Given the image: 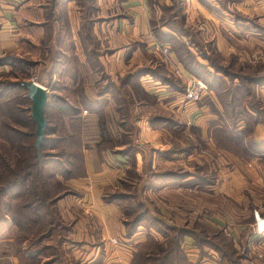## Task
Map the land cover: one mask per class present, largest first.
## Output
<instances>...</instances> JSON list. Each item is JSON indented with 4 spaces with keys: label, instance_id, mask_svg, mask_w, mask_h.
Returning <instances> with one entry per match:
<instances>
[{
    "label": "crops",
    "instance_id": "1",
    "mask_svg": "<svg viewBox=\"0 0 264 264\" xmlns=\"http://www.w3.org/2000/svg\"><path fill=\"white\" fill-rule=\"evenodd\" d=\"M49 1L0 0V57L14 52L27 54V61L33 60L34 68L41 72L38 80L47 90L64 83L67 92L90 96L93 101L103 100L106 112L121 109L112 88L105 89L107 82L121 87L128 85L127 79L136 75L143 91L153 99V103L141 100L139 105H145L143 107H148V110L164 107L185 114L183 106L187 104H182L185 102L183 90L173 81L177 76L166 62L164 47L169 48L168 56L178 64L182 78L198 77L200 72L214 73L211 79L216 82V88L209 84V90L216 96V106L220 110L224 109L223 101L217 95L243 86L235 67L224 62L226 58L230 56L229 61L236 64V57L247 59L248 67L254 68L257 64L263 70H259L260 74L255 72L250 78H255L256 74L264 77V57L262 61H253V56H249L248 52L243 54L237 48L240 44L253 43L255 46L256 42L264 46V13H258V21L262 25H258L259 29L251 22L241 23L234 14L236 9L241 8L234 1L224 6L221 0H185V10L181 13L183 20L179 22L178 15L171 22L163 19L165 6L170 8L171 13L175 12V0H167V3L164 0H55L52 5ZM241 24L247 26V32L240 30ZM214 52L215 56L212 55ZM189 53L192 54L190 58ZM214 57L219 68L213 67ZM244 70L241 68V72ZM260 89L258 95L264 98V89ZM210 107H202L206 116L197 120L202 122V126L215 122L218 117ZM152 118H147L148 123ZM147 121H136L141 129L138 137L146 142L158 143L161 130L146 124ZM85 156V174L72 181L77 193L60 202V206L67 205L70 210L69 217H75L79 210L84 217H76V222H79L68 232V238L72 240L71 251L75 259H79L81 247L92 256L101 250L105 264H133L134 254L150 236L160 242L167 236L154 226H143L134 235H127L119 205L106 200L104 195L105 191L118 186L117 174L128 168L126 160L113 164L111 160H118L119 155L106 161L108 157H101L97 149H86ZM248 171L249 174H257L255 169ZM231 175L233 177L223 184L222 191L236 195L245 188L247 181L238 170ZM249 177L252 183L260 184L252 176ZM158 194L169 198L164 213L169 222L161 216L159 221L169 224L171 230L177 224L189 231L185 233L180 247L187 257L184 264H249V259L239 256L240 248L245 244L251 247L249 255L254 258L251 264H264V232L259 233L254 227L253 217L248 211L242 213V218L234 214H220L219 221L214 219L219 224L218 240L222 236L230 242L226 245L220 241L211 244L210 237H204L198 229L190 226L192 219L205 220L203 216L197 217L192 213L193 202L200 204L204 201L203 207H207V200L202 198L205 196L199 197L201 200L198 201L193 199L191 189L183 184L164 186ZM171 196L178 200L171 199ZM209 224L212 225V222ZM79 225L81 230H75ZM77 238L78 241H75ZM112 238H117L119 244H113L110 241ZM6 240L1 233L0 242ZM171 246L172 243L168 247ZM6 255L0 254V258ZM17 263L14 259L13 264Z\"/></svg>",
    "mask_w": 264,
    "mask_h": 264
},
{
    "label": "rangeland",
    "instance_id": "2",
    "mask_svg": "<svg viewBox=\"0 0 264 264\" xmlns=\"http://www.w3.org/2000/svg\"><path fill=\"white\" fill-rule=\"evenodd\" d=\"M222 1L226 5H229L230 1L237 3L236 6L241 9L237 10L235 8L236 12L234 14L241 23L248 21L256 24L258 29L259 26L262 27L258 21V16L264 13V0ZM164 2L167 3V0H164ZM48 3L52 5L54 2L50 0ZM175 4V10L180 17L177 20L179 22L183 20L181 13L185 10V0H175ZM168 14L170 16V11H168ZM168 14H164L166 19H169ZM240 27L242 32H247V26L241 24ZM249 30L252 31L251 29ZM256 44L255 46H253V43L252 45L240 44L237 48L241 53L245 54V52H248L249 56H253V61H262L264 46L262 43L256 42ZM163 53L167 64L177 76L173 81L183 90L185 102L182 104H187L183 106L185 114L181 111L177 112L164 107L148 110V107H143L145 105H139V100L153 103V99L143 91L139 77L134 75L132 79H127L128 85L116 87L118 89L116 98L124 99L125 97L127 100L126 104L124 103L125 108L122 111L115 110L113 116L112 114L110 116V119L113 117L111 121L108 115L98 114L101 117L103 116L107 122L104 133H101V127L86 125L88 117L90 119L94 118L93 112L85 110L78 113L77 110L59 109L63 106V99L57 101L62 105L57 104L48 107L46 109V117L51 124L50 128H54L55 132L50 134L49 142L46 141L44 146L42 145L41 155L35 149L36 124L31 116L30 106L32 102L28 97V90L18 84L23 80L39 82L38 79L41 77V72L34 68L33 60L27 61V54L25 53H6L0 57L2 59L5 56H12V59H14L13 64H2L0 62V87L4 86L0 92H8L0 100V102L3 101L0 103V145L2 144L1 137L5 135L3 132L6 131L4 127L6 122L12 123L21 132V135L15 139L17 141L16 147L13 148L8 143L5 144V147L1 148L0 146L1 151H5L6 154V156L3 155L4 158L0 157V170H4L2 166L7 160L13 170H22L26 165L27 157L29 158L30 150H28V147L32 143L37 156L33 162L34 165H38V168L35 167L33 169L34 176L29 179L26 185L27 188L25 190L27 191L24 190V187L19 190L21 191L18 193L19 196H17L16 191V193L12 192L13 194L8 193L3 197H1L2 195L0 196V206L3 205V210H5V216L2 218L4 225H0V232L8 239L3 243V246L9 248V254L4 256V258H0V264H13L14 259L18 262L17 264H105L101 250L92 256L91 253H87L81 247L79 259H75L70 247L72 243H69V245L63 243L62 245L61 240L62 231H64L63 234L67 233L66 229L70 231L79 222H76V217L84 218L80 210L75 217H69L68 211L70 210L67 209V205L60 206V202L63 199L74 197L77 193L73 188L72 181L75 178H79L80 175H84L85 170H87L86 149H89V151L97 149L101 157H108L106 161L119 155L120 159L118 158V160L110 159L113 164H121L126 160L128 168L121 170L117 174L118 186L105 191L104 194L105 197L114 193L125 194L121 205L117 203L125 219L127 217L124 215L126 212L124 208L130 206L134 210L130 216L128 215L130 220H133L136 215L145 212L151 215L150 220L152 221L154 220L153 216L157 218L161 216L167 222L168 219L164 213L167 211L169 198L167 199L166 196L158 194V191L164 186L183 184L186 188L191 189L193 199L198 201L201 200L199 197L205 196L202 198H205L208 202L206 203L207 207H203L205 206L202 204L204 201L200 204L192 203V213L197 215V217L203 216L205 218L203 221H199L197 218L192 219L193 222L190 226L194 229H198V231L200 229L207 230L206 234L216 241L215 234L219 231V224L214 219L219 221L220 214L224 216L234 214L242 218V213L246 214L248 211L249 216L253 217L254 222L252 223L254 227L258 230L257 218L258 216L264 217V155H262L264 152L257 155H253V153L255 142H264V113L257 114L254 112V115L252 112L249 114L248 112H242L241 114L238 112L236 118L243 119L241 121L243 127H239L242 129L238 134L230 130L227 133L225 129H221L216 123L214 125L206 123L205 126H202V122L197 121L201 117L206 116L202 107L214 104L213 107H210L214 112L215 104L217 105L216 96L211 93L203 79L198 77L182 78L181 73L178 72V64L171 61L168 56L169 52ZM212 55L215 56V52ZM240 56L242 57V55ZM230 58L229 56L224 62L230 63L232 67H235L237 74L241 77V82L245 86L252 87L251 89L253 90V84L250 83L249 78L255 72L260 74L259 70L263 72L262 68L257 67V64L254 68L248 67L247 59L236 57L238 59V64H236V62L229 61ZM214 60H216V57H214ZM227 64L225 65L227 66ZM241 68H245L244 72H241ZM193 78L204 82L208 88L201 95V99L196 101L186 100L185 98L187 86L194 80ZM263 86L264 84H257L254 89L256 96L254 104L262 108H264V98L261 94L258 95V92L261 87L264 89ZM238 95L246 104L252 105V98L244 96L241 92H238ZM217 97L221 101L227 99L226 96H221L220 94ZM246 104H244L245 107H247ZM11 105H17V107L20 105V114L15 110V117L20 118L17 122L8 118L9 112L7 108L11 107ZM139 106L143 108L138 109ZM21 107L25 112L22 111ZM250 114H252L251 117H249ZM150 117H153V120L148 123L147 118ZM255 117H261V122L253 123ZM103 118L100 120L102 121ZM137 120L147 121L146 124L161 130V137H159L158 143L155 141L153 143L146 142L141 137H138L141 129L136 122ZM96 122L95 120L91 121L92 124ZM108 122H112L113 127L108 126ZM22 132L31 133L33 136L22 137ZM229 134L234 135L228 136ZM69 136H72L71 143L60 141L66 140ZM56 138H59L58 141H53ZM252 139L253 142L251 141ZM254 169L257 170V174H249L248 170ZM235 170L243 173V178L247 183L239 194L231 195L227 190L228 193L226 194L225 191H222L223 184L233 177L231 173ZM249 176L258 180L260 184L257 186L252 183ZM2 177L3 175L0 176V186H3L7 180ZM45 180L50 182L48 191L51 193L47 192L46 194L44 187H42ZM154 184L155 186L153 187ZM157 186L159 187L157 188ZM60 191L61 193L59 194ZM44 195H47V197ZM14 196L17 198L15 201L17 204L13 203L15 207L10 212L7 204H11ZM38 196H41L42 201H39ZM236 197H240L242 200L239 201ZM35 199L39 202L28 208L31 211L28 210L26 208L28 203H25L33 202ZM51 199L53 200V205H51ZM171 199L177 198L171 196ZM245 200L249 201V204L247 202L245 204ZM226 204L227 208L222 211ZM86 213L89 214L88 212ZM27 219L29 220L28 222ZM50 220L53 221L52 226L49 224ZM209 222H212V225ZM161 225V227L158 226L159 230L167 236V239L163 240L162 243L167 246H170L171 239L176 235L180 234L184 238L185 233H189V231L182 230L177 224L173 225L174 228L172 230L167 228L169 226L167 223V226L162 223ZM80 227L79 225L75 230H81ZM42 234H44L42 241L39 243L34 242ZM147 240L149 241L145 244L150 248H155L156 245L161 244L160 241ZM75 241H78V238ZM89 246L91 245L89 244ZM135 248L137 247L135 246ZM250 248L249 244H245V246H241L240 252L241 254H248L251 264L254 258L249 255V253L251 254ZM136 259L137 264L139 256Z\"/></svg>",
    "mask_w": 264,
    "mask_h": 264
},
{
    "label": "trees",
    "instance_id": "3",
    "mask_svg": "<svg viewBox=\"0 0 264 264\" xmlns=\"http://www.w3.org/2000/svg\"><path fill=\"white\" fill-rule=\"evenodd\" d=\"M54 1L55 0H53V2ZM221 3L224 6L226 5L222 0H221ZM164 9H165L166 13H167V11H170V8H168L167 6H165ZM177 15H179V14L175 10L174 13L170 14L169 19H166L165 17L163 19H165V21L171 22L172 21L171 18H173V17H175ZM188 57L189 58L192 57V54L189 53ZM8 61H10V62H8ZM13 61H14V59H12V56H5L4 58L0 59V62L2 64H5V63L13 64L12 63ZM212 63H213V67L214 68L215 67L219 68L214 59L212 60ZM137 75H139V72L137 73ZM211 75H214V73H211V72H203V73L200 72V73H198V77H201L208 84V87H209V84L210 85L212 84L210 87H215L216 88V82H213V80L211 79ZM249 81H250V83L253 84V90L251 89L252 87L245 86L243 84V86H238V87L233 88V89L230 88V89L227 90L226 93L220 94L221 96H226L227 99L226 100L223 99V107H224L223 110H220L219 108H217V106L215 104V109H214L215 111L214 112L217 114V116L219 118L217 117L215 122L212 123L213 125H214V123H216V124H218L221 127V129H225L226 132L230 130V131H233L234 133L236 132L238 134L239 131L242 129V128H239V127L240 126L243 127V124H241V121L243 119L236 118V114L238 115V112H240V114L242 112H248V114L250 112H252V114H254V115H255V113H257V114H263L264 113V108H262L261 106L257 107L256 104H254V102H256V100H255L256 96H255V92H254L255 86L257 84H264V77L256 75L255 78H253V77L249 78ZM18 84L21 85L20 82ZM115 87L116 86L113 85V83H109V81H108L107 82V86H105V89L109 90V89L112 88L113 94L116 97V95L118 94V91L116 90ZM2 88H4V86L0 87V90H2ZM66 90H67V86L64 83L61 84L60 86L54 85L53 88L50 91V99L48 101L46 109L48 107H50L51 105L59 104L57 101H59L60 99H63L65 102L63 101V103H62L63 106L60 107L59 109L77 110V112L79 113V112H82L84 108H86L87 111H90V112L94 113V115H93L94 118H91V119L89 117L87 118L86 125H89V126L91 125L93 127L95 126V127H98V128L101 127L100 131H101V133H104L105 126H106L107 122H106V119L103 118V116L108 115L109 118H110L111 114L113 116V113H109L110 111L106 112L103 109V107L105 105L103 100H95V101H93V100L90 99V96L87 97L84 94H81V95L77 96V95H74L73 93L67 92ZM63 91H65V93H61ZM238 92L243 93L244 96H247L248 98H252L253 99V102H251L252 105L246 104L241 98H239ZM6 93H8V92H3V91L0 92V100L3 99L6 96ZM65 96H68L69 99L68 100L64 99ZM81 96H83L82 99H81ZM118 100H119L118 102L121 101V103H119V105H121V109H119V111L120 110L122 111V109L125 108V104H126L127 100H126L125 97H124V99L119 98ZM139 101H141V100H139ZM2 102H0V103H2ZM62 104H59V105H62ZM244 104H246L247 107H245ZM213 105L214 104H212V107H213ZM19 107H20V105H19ZM19 107H17V105L16 106L15 105H11V107H8V108L5 107V108H7L8 112H9L8 118L11 119L12 121L17 122L20 119V118L18 119V118L15 117V110H17L18 114H20L19 113V109H20ZM21 109H22L23 112H25V110L22 107H21ZM261 112H263V113H261ZM98 114L99 115H103V116L101 117ZM252 114H250L249 117H251ZM96 118H97V120H96ZM101 118H103L102 121L100 120ZM111 119H113V117H111ZM111 119H110V121H111ZM261 119H262L261 117H255L253 119V123H255V122L259 123V122H261L260 121ZM94 120L97 121V122L95 124H92L91 121H94ZM156 120H159V119H156ZM50 125L51 124H50V122L48 120V128H47V131H46V138H45V140L43 142V146H44V143L46 141L49 142L50 134L55 132L54 128H50ZM227 125L228 126L230 125V126L228 127ZM108 126L113 127L112 122H108ZM4 127H5L6 131L3 132V134H5V135H2V137H1L2 138V144L0 145L1 148L5 147L6 143H8L13 148L16 147L17 146V141L15 139H16L17 136L21 135V132H19L18 129L14 125H12V123H9V122H6ZM109 135H110V133H109ZM233 135L229 134L228 136H233ZM23 136L32 137L33 134L22 132V137ZM105 136H106V134H105ZM58 139L59 138H56V140L53 139V141H58ZM71 139H72V136H69V138H67L66 140H60V141H65L66 143L67 142L71 143L70 142ZM251 141L253 142V139ZM88 142H89V140H88ZM252 142H251V145H252ZM28 150H30V155H29V158L27 157L26 165L22 168V170H20V171L13 170L9 166L8 160L6 162H4V166H2V168H4V170H0V176L3 175L2 178L4 180H6V179L7 180H6V183H4V185L2 184L3 186H0V196L2 195L1 197L5 196L8 193H12V192L14 193L15 191L18 194L19 192H21L19 190L24 188V187H25L24 188V190H25L27 188L26 185L29 182V179L34 176V174H33L34 170L33 169H35V167L38 168V165H34V162H33L37 158V156L35 154L33 143L29 145ZM261 152H264V142L263 141L262 142L261 141L255 142L253 155L260 154ZM3 155L6 156L5 151L2 152L1 149H0V157L4 158ZM262 155H264V153H262ZM39 169H41V168H39ZM49 183L50 182H47L46 180L43 182V186L42 187H44V191H46V194H47V192L51 193L50 191H48L49 190V186H48ZM24 190H22V191H24ZM25 191H27V190H25ZM60 193H61V191L59 192V194ZM14 195L16 196V194H14ZM15 196H14L11 204L10 205L7 204V206L9 207V211L10 212H11V209L13 210V208L15 207L13 203L17 204V202H15L17 200V198ZM17 196H19V194ZM44 196L47 197V195H44ZM124 196H125L124 193H121V194L114 193L112 195L106 196L105 199L108 200V201H111V202H116V203L121 205V201L124 200ZM18 198H20V197H18ZM38 199H39V201H42L41 196H38ZM39 201L37 199H35L33 202H26L25 204L28 203L26 208L27 209L29 207L31 208L34 205V203L39 202ZM50 202H51V205H53V203H52L53 200L52 199L50 200ZM3 208H4L3 205L0 206V225L1 226L4 225L2 218L5 216V210H3ZM140 208H142V206H140ZM28 210H30V209H28ZM124 210L126 211L124 215L127 218L126 219L123 218V221H124V224H125L126 229H127V235H130V236L134 235L143 226L144 227H152V226L156 227V225H157V228H158V226L159 227L162 226L161 223L165 224V223L159 221V219L156 216H153V218H154L153 221L150 220L151 215L149 213H145V212L136 215L133 218V220H130L128 215L130 216V214L133 213L134 210H132L130 206H127L126 208H124ZM28 221L29 220L27 219V222ZM52 223H53V221L50 220L49 221L50 226L53 225ZM167 228H169V226H167ZM66 230H67V233L63 234L64 231H62V233H61L62 245H63V243L64 244L66 243V244L69 245V243L72 242V240L70 238H68L69 229H66ZM182 230H184V229H182ZM185 231H187V230H185ZM206 232H207V230H202V229L199 230V233H201L204 237H210L209 243H211V244H218L219 241H220V242H224L223 244L226 245V244H228L230 242L227 238L222 237V236H219L220 240H218L217 234H215V237H216L217 240L214 241L211 238V236L206 234ZM43 235L44 234L40 235V238L36 239V241L34 240V242H36V243L41 242L43 237H44ZM181 236L182 235L178 234L173 239H171V241H170L172 243L171 247H168L167 245L163 244L162 242H160L161 244H158L159 246L156 245L155 248L147 247V245L144 244L137 251V253H135V257L136 258L139 256V260L137 261V264H184V263H186L187 262L186 254L180 248L181 247V243L183 241V237H181ZM149 238L155 240L152 236H150ZM150 241H152V240H150ZM155 242H156V240H155ZM0 254H9V248H6V246H3L2 242H0ZM239 256H240V258L249 259L248 254H245V253L241 254V252H239ZM136 258L133 261V264H136V260H137ZM249 264H250V262H249Z\"/></svg>",
    "mask_w": 264,
    "mask_h": 264
},
{
    "label": "water",
    "instance_id": "4",
    "mask_svg": "<svg viewBox=\"0 0 264 264\" xmlns=\"http://www.w3.org/2000/svg\"><path fill=\"white\" fill-rule=\"evenodd\" d=\"M20 84L28 90V97L32 104L30 106L31 116L36 124V152L41 155V147L46 138L48 119L46 117V107L50 99L47 88L39 82L33 80H23Z\"/></svg>",
    "mask_w": 264,
    "mask_h": 264
},
{
    "label": "built area",
    "instance_id": "5",
    "mask_svg": "<svg viewBox=\"0 0 264 264\" xmlns=\"http://www.w3.org/2000/svg\"><path fill=\"white\" fill-rule=\"evenodd\" d=\"M162 50L163 52L170 53V50L168 47H164L162 48ZM207 89H208L207 85L204 82L194 79L187 86V89L185 92V98L186 100H192V101L200 100L202 97L201 95L203 94V92H206ZM259 217L261 216H258L257 218L258 219V231L259 233H262L264 232V226L263 227L260 226ZM111 242L113 244H119V240L117 238H112Z\"/></svg>",
    "mask_w": 264,
    "mask_h": 264
},
{
    "label": "bare ground",
    "instance_id": "6",
    "mask_svg": "<svg viewBox=\"0 0 264 264\" xmlns=\"http://www.w3.org/2000/svg\"><path fill=\"white\" fill-rule=\"evenodd\" d=\"M259 224H260L261 227L264 226V217L263 218L259 217Z\"/></svg>",
    "mask_w": 264,
    "mask_h": 264
}]
</instances>
